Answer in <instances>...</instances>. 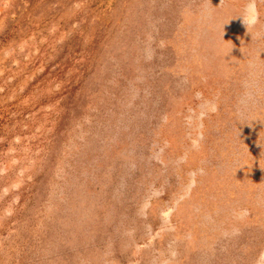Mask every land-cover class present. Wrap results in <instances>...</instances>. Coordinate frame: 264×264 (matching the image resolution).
I'll list each match as a JSON object with an SVG mask.
<instances>
[{
	"label": "rangeland",
	"instance_id": "obj_1",
	"mask_svg": "<svg viewBox=\"0 0 264 264\" xmlns=\"http://www.w3.org/2000/svg\"><path fill=\"white\" fill-rule=\"evenodd\" d=\"M0 0V264H264V0Z\"/></svg>",
	"mask_w": 264,
	"mask_h": 264
},
{
	"label": "clouds",
	"instance_id": "obj_2",
	"mask_svg": "<svg viewBox=\"0 0 264 264\" xmlns=\"http://www.w3.org/2000/svg\"><path fill=\"white\" fill-rule=\"evenodd\" d=\"M254 9H255L254 0H250L247 8L245 9L244 14L241 16L243 17L244 23L247 25V28L250 24H254L256 22L254 17Z\"/></svg>",
	"mask_w": 264,
	"mask_h": 264
}]
</instances>
